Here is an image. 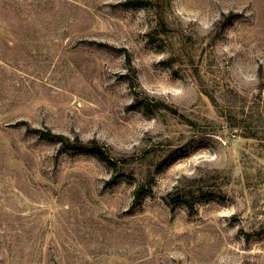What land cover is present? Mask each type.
Instances as JSON below:
<instances>
[{"label":"rangeland","instance_id":"1","mask_svg":"<svg viewBox=\"0 0 264 264\" xmlns=\"http://www.w3.org/2000/svg\"><path fill=\"white\" fill-rule=\"evenodd\" d=\"M128 1L0 0V264H264V0Z\"/></svg>","mask_w":264,"mask_h":264},{"label":"trees","instance_id":"2","mask_svg":"<svg viewBox=\"0 0 264 264\" xmlns=\"http://www.w3.org/2000/svg\"><path fill=\"white\" fill-rule=\"evenodd\" d=\"M149 4L153 7L155 10L156 16H157V23L161 26H166L164 13L161 8V4L158 0H147ZM128 2L134 3L137 2L136 0H129ZM49 134L58 137L60 140L65 139V137L62 134L58 133H50V132H43L42 136L47 137ZM67 139V138H66ZM67 147L74 149V150H82V149H89L91 152H93L99 159L103 160L107 165L109 166H116V161L114 157L110 155L109 147L106 149V145L99 144L96 139H90L88 141H83L82 139L78 137H74L72 141L68 140V143L66 144ZM114 178V177H113ZM146 182V181H145ZM145 184L148 185V183H141L134 189V200L135 202H139L141 196L145 193L146 190L149 189L148 187H145ZM187 195V193H182L177 191L176 196H179L178 198ZM188 201V199H186ZM190 203V202H189ZM192 206V204H190Z\"/></svg>","mask_w":264,"mask_h":264}]
</instances>
